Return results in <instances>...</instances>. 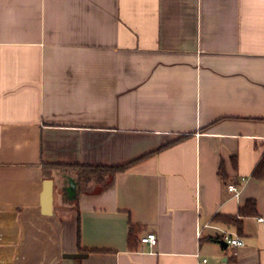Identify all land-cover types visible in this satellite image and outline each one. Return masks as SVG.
I'll return each mask as SVG.
<instances>
[{"label":"crops","instance_id":"crops-1","mask_svg":"<svg viewBox=\"0 0 264 264\" xmlns=\"http://www.w3.org/2000/svg\"><path fill=\"white\" fill-rule=\"evenodd\" d=\"M262 155L264 0H0V264H264Z\"/></svg>","mask_w":264,"mask_h":264},{"label":"trees","instance_id":"trees-1","mask_svg":"<svg viewBox=\"0 0 264 264\" xmlns=\"http://www.w3.org/2000/svg\"><path fill=\"white\" fill-rule=\"evenodd\" d=\"M188 137V134H182L178 136L177 138L168 141L167 143L163 144L159 148L149 151L139 157H136L135 159H132L126 163L118 164V165H80L82 167V170L78 172L77 176V184L81 188V185H85L86 183L90 182L91 180H94L96 182H99V185L101 187L105 186L107 182L109 181V178L112 177L113 175L122 172L135 164L136 162L151 156L158 151H160L163 148H166L170 145L175 144L176 142H179L183 139ZM49 166L52 167H66L69 165L65 164H49ZM79 166V165H78ZM219 174L221 177L224 176V172L222 168L220 167ZM252 177L256 179H264V155H262L261 159L259 162L256 164L255 168L252 171L251 174ZM80 190V189H79ZM256 214V207H255V201L254 199H249L245 202L244 206L241 207L238 210L237 215H223V214H216L214 215V219L218 221H222L226 224H231L236 227L237 231L239 233L242 232V223H241V218L244 216H249V215H255ZM137 226L133 224H129V229H128V242H129V247H132L136 241H137V233H136ZM219 237L213 238V240H219ZM140 241V239H139Z\"/></svg>","mask_w":264,"mask_h":264},{"label":"built area","instance_id":"built-area-1","mask_svg":"<svg viewBox=\"0 0 264 264\" xmlns=\"http://www.w3.org/2000/svg\"><path fill=\"white\" fill-rule=\"evenodd\" d=\"M227 189L228 191L232 192L234 195H237L238 194V188L237 186L234 184V183H230L227 185ZM259 221H264V218H258ZM221 240L222 241H225L227 244H230L232 246H241L243 245V242L242 240L235 236V237H232L231 235H229L228 233H223L221 235ZM140 241L142 243H146L148 244L149 246H153L157 243V237L154 233H147L146 235L142 236L140 238ZM54 264H72L70 262H67V261H64V262H56Z\"/></svg>","mask_w":264,"mask_h":264},{"label":"water","instance_id":"water-1","mask_svg":"<svg viewBox=\"0 0 264 264\" xmlns=\"http://www.w3.org/2000/svg\"><path fill=\"white\" fill-rule=\"evenodd\" d=\"M53 180L48 178L43 181V188L41 192V206L42 213L44 215H49L52 213V205H53ZM220 243L224 246L227 245L225 241H220ZM77 254H68L66 257H75Z\"/></svg>","mask_w":264,"mask_h":264}]
</instances>
